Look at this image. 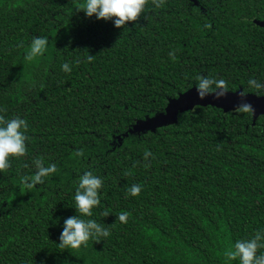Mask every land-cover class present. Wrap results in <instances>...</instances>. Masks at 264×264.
<instances>
[{
	"label": "trees",
	"instance_id": "trees-1",
	"mask_svg": "<svg viewBox=\"0 0 264 264\" xmlns=\"http://www.w3.org/2000/svg\"><path fill=\"white\" fill-rule=\"evenodd\" d=\"M83 3L0 0V115L28 124L26 155L0 171V264H239L225 250L264 231V116L195 107L155 132L123 134L196 88L199 75L263 95L247 81L264 84V28L255 23L264 22V0H165L160 8L149 0L123 28L87 17L77 10ZM35 37H47V49L28 62ZM36 159L57 171L23 188ZM89 171L103 180L101 204L81 218L110 235L61 249ZM133 184L138 196L127 195Z\"/></svg>",
	"mask_w": 264,
	"mask_h": 264
},
{
	"label": "clouds",
	"instance_id": "clouds-1",
	"mask_svg": "<svg viewBox=\"0 0 264 264\" xmlns=\"http://www.w3.org/2000/svg\"><path fill=\"white\" fill-rule=\"evenodd\" d=\"M149 0H84L82 5L78 6V11H83L89 18L95 16L98 20H114L116 28H123L128 23H135L139 21L141 15L144 13L145 7ZM151 3L156 8L164 5L165 0H151ZM48 45L47 37H35L29 48L27 49L24 59L28 62L33 61L38 56H43ZM22 46V45H21ZM169 56L175 60V53H169ZM94 56L88 57L89 62ZM62 70L70 72L69 64L64 63ZM198 81L196 88L199 99L203 100L206 94H215V99L225 97L229 92L228 82L224 79H214L199 75L196 77ZM248 87L255 89L258 92L264 90V84L259 83L255 79L247 81ZM241 98L247 96V91L239 92ZM4 111L0 109V112ZM237 113H254V108L250 103H242L235 108ZM28 124L25 119L19 116L12 119H5V116L0 115V171H6L10 166L11 158H20L26 155L27 146L26 141L28 136L26 132ZM75 156L80 157L84 155L83 150H77ZM151 152L145 151L144 159L148 160ZM37 171L34 175L25 176L21 178L23 188L32 189L37 184H42L45 177L57 171L56 165L52 164L45 167L42 159L34 160ZM145 168L150 167V164L145 163ZM125 175H130L126 172ZM30 180L31 183L27 181ZM103 187V180L93 175L92 172H85L80 176L78 187L75 191V208L78 215L68 218L64 221L63 231L59 236L58 247L61 249H79L81 246L87 247V242L90 239H95L99 243L101 237H108L110 231L92 219H83L81 217H91L92 209L101 204L100 189ZM142 188L140 185L133 184L127 190V195L138 196ZM109 215L108 211L103 213V216ZM129 216L128 212H121L117 219L126 223ZM261 232L258 230L249 238L239 239L235 244L227 248L224 252L226 261H239V264H264V242L262 241ZM259 253V254H258Z\"/></svg>",
	"mask_w": 264,
	"mask_h": 264
},
{
	"label": "water",
	"instance_id": "water-1",
	"mask_svg": "<svg viewBox=\"0 0 264 264\" xmlns=\"http://www.w3.org/2000/svg\"><path fill=\"white\" fill-rule=\"evenodd\" d=\"M258 26L264 28V22L256 21ZM229 91L225 97L215 99V94H206L203 100L199 99L197 88L188 89L178 97L170 99L164 111L155 114L152 117L145 118L133 125L130 130L123 134L127 137L129 134H141L146 132H155L159 128L173 125L177 122V117L187 111L193 110L195 107H213L221 110L224 113L235 112V108L242 103H250L254 108V113H251L253 121L259 116H264V94L255 95L247 93L245 98L239 96V92Z\"/></svg>",
	"mask_w": 264,
	"mask_h": 264
}]
</instances>
